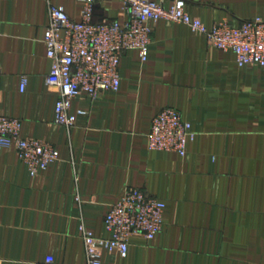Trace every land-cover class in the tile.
Instances as JSON below:
<instances>
[{"label":"crops","instance_id":"obj_1","mask_svg":"<svg viewBox=\"0 0 264 264\" xmlns=\"http://www.w3.org/2000/svg\"><path fill=\"white\" fill-rule=\"evenodd\" d=\"M51 6L72 19L83 10L80 0H0V116L60 154L32 176L14 149L0 153V264H86L81 227L107 237L105 216L126 188L165 202L163 229L133 237L124 256L105 252L102 264H264V67L241 68L232 52L161 21L145 62L122 56L117 92L79 94L70 113L83 114L69 129L55 123L48 84ZM186 12L208 29L238 27L264 21V0H187ZM96 13L128 19L118 1L97 0ZM167 108L196 134L185 157L149 150L152 120Z\"/></svg>","mask_w":264,"mask_h":264},{"label":"built area","instance_id":"obj_2","mask_svg":"<svg viewBox=\"0 0 264 264\" xmlns=\"http://www.w3.org/2000/svg\"><path fill=\"white\" fill-rule=\"evenodd\" d=\"M118 1L128 19L107 21L97 19V0H80L83 10L78 19L70 18L61 7L51 6L49 24L44 35L47 58L51 62L48 84L58 92L55 123L67 128L76 124L77 115L70 113L79 94L92 101L103 92H117L121 86L119 66L129 51H137L143 62L148 59L153 28L161 21L182 24L203 36L209 46L222 52H232L239 67H264V21L242 22L233 27L227 22L208 29L200 20L186 12L187 0H173L170 8L152 0ZM2 72L0 69V87ZM28 86L22 77L21 91ZM22 122L0 116V153L14 149L32 176L46 171L58 161L60 154L51 144L21 135ZM192 125L179 111L167 108L152 120L148 134L149 150L174 152L181 157L188 153V144L195 140ZM165 202L146 195L139 189L126 188L105 216V238H97L81 227L86 264H102L105 252L124 256L131 239L140 236L153 240L163 229ZM39 264H55L47 257Z\"/></svg>","mask_w":264,"mask_h":264},{"label":"water","instance_id":"obj_3","mask_svg":"<svg viewBox=\"0 0 264 264\" xmlns=\"http://www.w3.org/2000/svg\"><path fill=\"white\" fill-rule=\"evenodd\" d=\"M99 13H96V15H98ZM98 22V20L97 19H95V23H97Z\"/></svg>","mask_w":264,"mask_h":264}]
</instances>
